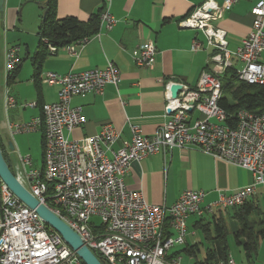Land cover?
Listing matches in <instances>:
<instances>
[{
	"label": "built area",
	"instance_id": "obj_1",
	"mask_svg": "<svg viewBox=\"0 0 264 264\" xmlns=\"http://www.w3.org/2000/svg\"><path fill=\"white\" fill-rule=\"evenodd\" d=\"M236 1L223 0L222 6L203 2L178 23L185 30L200 31L214 53L210 70L201 73L195 87L179 84L181 90L172 99L170 89L175 83L164 85L166 119L153 135L145 136L133 128L130 140L114 150L111 148L119 133L105 125L98 134L85 139L89 145L86 152L78 141L69 138L85 122L81 108L71 106L73 97L101 95L106 85L119 83L120 73L111 62L102 70L44 73L41 81L58 88L56 102L43 104L39 117L7 124L10 136L42 132V167L26 170L23 186L71 228L101 264H180V252L173 250L186 244L189 218L200 219L204 214L241 207L258 193L264 202V112L239 110L231 127L226 125L227 116L217 105L222 97L220 79L231 68L232 57L241 63L235 70L237 81L264 87V65L260 62L264 51V0L252 8L251 30L234 52L226 48L225 32L214 25ZM110 6L111 0H103L98 19L108 31L116 23ZM88 40L83 38L65 49L77 57V49ZM47 48L55 54L56 48ZM197 50L200 43L192 41L191 51ZM18 52V47L6 50L7 75L19 65ZM155 54L152 42H145L132 52L131 58L137 67L149 69L155 63ZM13 100L5 96L6 109L15 106ZM28 106L35 107V103ZM191 111L199 113L200 118L189 124ZM190 147L247 170L251 183L229 195L219 193L216 201L204 207L202 192L186 190L173 205L154 206L145 202L141 191L125 187L124 179L132 163L155 153L166 155L173 148ZM20 162L23 168L31 167L29 157L20 158ZM0 264H79L61 238L46 229L37 214L1 182ZM220 264L237 263L229 256Z\"/></svg>",
	"mask_w": 264,
	"mask_h": 264
},
{
	"label": "crops",
	"instance_id": "obj_2",
	"mask_svg": "<svg viewBox=\"0 0 264 264\" xmlns=\"http://www.w3.org/2000/svg\"><path fill=\"white\" fill-rule=\"evenodd\" d=\"M206 1L223 5V0H111L110 14L116 21L115 25L108 31L99 24L96 34L77 49V57L70 56L65 47L57 48L55 54H49L42 60L35 83L32 61L38 49L36 35L46 0H4L0 12V140L7 166L15 178L25 186V171L42 167L43 159L40 168H36L31 157V167H22L20 158L23 157L15 152L10 140L14 135H9L6 126L39 117L40 107L36 103L56 102L58 88L41 81L44 73L64 75L102 70L108 62L113 63L120 73L117 86L106 85L101 95L88 94L71 100L72 107L81 108L85 121L69 137L79 142L81 150H89L85 139L98 134L105 125H111L119 133V139L111 148L114 150L130 140L133 128L145 136L153 135L166 119L164 85L173 82L193 88L201 73L210 70L214 49L207 45L200 31L185 30L178 25ZM258 2L238 0L214 23L216 28L225 32L228 51L234 52L248 36L253 21L250 12ZM102 6L103 0H57L56 15L58 20L74 18L86 22L90 16L101 12ZM28 33L33 34V40L26 36ZM192 41L200 43V50L191 51ZM145 42H152L156 49L155 63L149 69L137 67L131 58L132 52ZM12 47L19 48V65L14 80L7 84L4 57L6 50ZM230 62L234 70L241 67L235 57ZM260 62L264 65V51ZM6 95L15 101V106L9 110L5 108ZM31 103H35V107H29ZM198 118L200 114L191 111L187 120L192 124ZM35 133L40 134L42 142V132ZM9 142L12 150L6 146ZM251 181L247 170L209 157L194 147L173 148L166 155L155 153L147 156L132 163L124 179L125 187L141 191L142 198L149 205L171 206L184 191L192 190L204 194L202 207L216 201L219 193L232 194ZM252 201H257L260 207L264 205L259 193ZM223 213L231 219L235 229L233 211L229 209ZM204 215L211 217L212 214ZM195 221V217L194 221L189 218L186 222L188 230L190 223L193 225ZM257 246L251 264H264V237ZM232 260L237 264H247L240 250L238 257Z\"/></svg>",
	"mask_w": 264,
	"mask_h": 264
},
{
	"label": "trees",
	"instance_id": "obj_3",
	"mask_svg": "<svg viewBox=\"0 0 264 264\" xmlns=\"http://www.w3.org/2000/svg\"><path fill=\"white\" fill-rule=\"evenodd\" d=\"M57 0H46L44 17L37 30L38 49L33 58L34 82L38 81V68L42 60L48 56V46L59 48L68 46L83 38H89L96 34L99 27V13L90 16L86 22L76 21L74 18L57 19L56 15ZM18 70L7 75V84L14 80ZM235 70L227 69L221 77L222 97L217 104L226 114V125H233V117L239 110H246L251 113L260 114L264 112V87L250 86L235 79ZM40 107L43 104L36 103ZM41 116V114H40ZM3 157L7 163L4 153V146L0 140ZM43 150V138H42ZM41 150V151H42ZM43 156V151H42ZM233 211L232 220L236 222V228L231 232L235 246L238 247L247 264H251L252 258L257 252V245L264 237V205L260 207L257 201H248L241 207L231 209ZM227 210H218L213 213L209 220L197 219L192 227L201 232L202 238L206 244L203 250V258L195 261L194 264H220L226 262L230 256L228 245L229 230L222 215ZM46 229L50 230L47 226ZM201 243L195 245H185L181 253L196 259L201 253ZM79 264H83L79 261Z\"/></svg>",
	"mask_w": 264,
	"mask_h": 264
},
{
	"label": "water",
	"instance_id": "obj_4",
	"mask_svg": "<svg viewBox=\"0 0 264 264\" xmlns=\"http://www.w3.org/2000/svg\"><path fill=\"white\" fill-rule=\"evenodd\" d=\"M3 1L0 0V12H2ZM44 17V12H43ZM181 90L179 84H173L171 86V98L174 99L177 93ZM7 147L12 150L13 146L9 142ZM0 144V182L3 183L8 190L30 210H33L40 220L47 226L51 231L56 233L61 241L75 254L80 262L83 264H101L98 258L84 245L81 238L67 225L59 219L56 215H53L49 209H47L28 192L24 186L15 178L11 172L8 164L6 163L3 154L1 153Z\"/></svg>",
	"mask_w": 264,
	"mask_h": 264
},
{
	"label": "rangeland",
	"instance_id": "obj_5",
	"mask_svg": "<svg viewBox=\"0 0 264 264\" xmlns=\"http://www.w3.org/2000/svg\"><path fill=\"white\" fill-rule=\"evenodd\" d=\"M27 11V10H26ZM24 15H26V13H24ZM30 16L31 14H27ZM32 17V16H31ZM28 24V23H27ZM26 26V25H25ZM30 25H28L27 27H29ZM28 38L30 39H34L33 34L26 35ZM32 37V38H31ZM5 58V57H4ZM4 68H5V64H4ZM40 134L39 133H27V134H14V136L12 138H10L12 144L14 145L15 148V152L20 155L21 157H31L32 159V165H34L36 168H40L41 166V161L43 159L42 156V145H41V139H39ZM30 159V160H31ZM223 217L226 218V225L227 228L229 230V235H228V247H229V253L232 256V258L234 259L238 257L239 254V250L238 247L235 246L234 240H233V236L232 234H230L231 232H233L234 227L232 228L233 224L231 223L232 221H230L231 219H227V214L226 213H222ZM196 218V217H195ZM199 218H196V220ZM202 219L204 221L207 222V220L210 219L209 216L204 215L202 217ZM95 223H99V221L97 219H93ZM194 221V218L191 217V221ZM192 233H194V236H190ZM188 237L186 238V242L188 243V245H195V243H201L200 251L201 253L199 255L196 256V259H193L189 256H186L184 253H181L182 248L185 246L183 245L182 247H176L174 248L173 252H180L179 255L181 257V263L180 264H194L195 261H200L203 258V250L204 247H206V244L202 238L201 232L198 230H194V228L192 227V223H190L189 225V230H188Z\"/></svg>",
	"mask_w": 264,
	"mask_h": 264
}]
</instances>
